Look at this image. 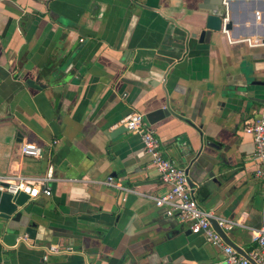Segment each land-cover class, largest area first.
Instances as JSON below:
<instances>
[{
  "label": "crops",
  "instance_id": "obj_1",
  "mask_svg": "<svg viewBox=\"0 0 264 264\" xmlns=\"http://www.w3.org/2000/svg\"><path fill=\"white\" fill-rule=\"evenodd\" d=\"M220 1L0 0V183L54 170L51 196L25 205L36 247L17 243L23 231L14 246L0 238V264H225L155 204L166 188L122 125L133 111L188 171L200 208L235 222L228 242L260 250L264 181L244 127L264 106V0H228L227 14L223 0L231 29L206 30ZM49 244L74 252L45 260Z\"/></svg>",
  "mask_w": 264,
  "mask_h": 264
},
{
  "label": "built area",
  "instance_id": "obj_2",
  "mask_svg": "<svg viewBox=\"0 0 264 264\" xmlns=\"http://www.w3.org/2000/svg\"><path fill=\"white\" fill-rule=\"evenodd\" d=\"M226 14L229 10V1L224 0ZM228 17L223 19L222 31L227 33L225 26ZM250 46H257L261 42L251 39L242 40ZM122 125L132 134L139 135L146 154L151 158V166L158 172L161 182L166 188L164 194L154 197L155 204L160 208H165L167 215L174 217L181 223H186L192 234L204 236L208 242L219 246L225 253V264H264V221L262 227L257 230L253 238L258 242L260 250L252 251L248 257L240 254L234 247L227 244L222 235L215 229L213 221L226 234L235 227V222L214 216L212 213L200 208L196 199L195 187H192L188 171L179 167L174 161L166 158L162 154L161 142L155 130L146 126L145 114L140 111H133L127 115ZM244 131L253 137L255 151L253 154L256 162L255 176L264 181V106L255 116L245 122ZM21 153L25 157L32 159L42 158L43 149L33 142H23ZM54 180V170L50 166L46 175L38 180H30L24 177H15L3 185L0 183V191L11 195L24 193L29 199H36L41 195L51 196L49 182ZM106 184L108 186L122 190V186L109 177ZM18 244H25L35 248V244L26 234L17 240ZM44 259L50 255L68 254L74 252L71 247H64L59 244H49L43 247Z\"/></svg>",
  "mask_w": 264,
  "mask_h": 264
},
{
  "label": "water",
  "instance_id": "obj_3",
  "mask_svg": "<svg viewBox=\"0 0 264 264\" xmlns=\"http://www.w3.org/2000/svg\"><path fill=\"white\" fill-rule=\"evenodd\" d=\"M223 0L220 1L216 6L209 8L211 13L207 17L206 30L213 32H220L223 26V19L225 14L222 12ZM232 24L230 21L226 24V30H230ZM206 30L201 33V41L204 40L206 35ZM170 114V110L167 108L159 109L156 112H152L146 115V118L150 124H153L152 119H161L163 116ZM191 181V180H190ZM6 185V184H3ZM192 187H195L191 181ZM29 200V196L24 193H19L18 195H11L7 192L0 191V238L4 244L9 246H14L16 239H18L20 233L23 231L28 234L30 239H36L37 231L33 228L34 224L28 222L27 211L25 205ZM215 229L222 235L227 244L234 247L239 253L248 257L247 254H243L242 250L229 243L224 232L218 227L217 222L213 221Z\"/></svg>",
  "mask_w": 264,
  "mask_h": 264
}]
</instances>
